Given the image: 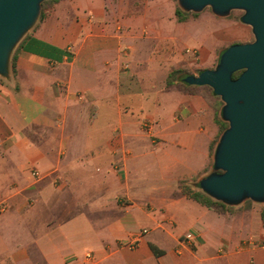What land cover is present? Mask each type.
Returning <instances> with one entry per match:
<instances>
[{
  "label": "crops",
  "instance_id": "obj_1",
  "mask_svg": "<svg viewBox=\"0 0 264 264\" xmlns=\"http://www.w3.org/2000/svg\"><path fill=\"white\" fill-rule=\"evenodd\" d=\"M156 7L56 0L14 47L0 75V264H264L261 221L178 194L209 161L219 95L169 84L171 51L220 37H173ZM143 116L158 121V157Z\"/></svg>",
  "mask_w": 264,
  "mask_h": 264
},
{
  "label": "water",
  "instance_id": "obj_2",
  "mask_svg": "<svg viewBox=\"0 0 264 264\" xmlns=\"http://www.w3.org/2000/svg\"><path fill=\"white\" fill-rule=\"evenodd\" d=\"M45 0H0V75L8 76L12 51L35 24ZM185 11L210 6L219 16L233 9L245 13L254 40L234 43L215 68L188 74L191 85H208L224 102L228 122L217 144L213 170L199 180L209 196L228 205L251 199L264 202V0H178ZM241 71L237 77L234 73Z\"/></svg>",
  "mask_w": 264,
  "mask_h": 264
},
{
  "label": "rangeland",
  "instance_id": "obj_3",
  "mask_svg": "<svg viewBox=\"0 0 264 264\" xmlns=\"http://www.w3.org/2000/svg\"><path fill=\"white\" fill-rule=\"evenodd\" d=\"M157 6V11L163 13L170 17L171 20H167V24H171L169 32L171 35L176 38H180L183 34H192L191 38L194 40L199 39L197 31L203 30V35L208 37L213 34L220 37L219 42L207 40L206 43L202 45H197L189 41H180L177 42V45L173 47L172 53V71L169 73L168 80L174 81L178 80V85L185 88L188 91H191L189 84L185 83L184 77L187 74L199 75L201 71L205 69L215 68L219 62L222 52L232 44L234 41H229L226 39L229 35H235L236 40H242V42H251L254 40V33L252 27L249 24H246L242 21V16L245 13L242 9H233L228 15L218 16L216 15L210 6L205 7L202 11H185L179 5L178 0H152ZM52 2L44 4V11ZM138 6L139 3H135ZM42 7V6H41ZM42 9V8H41ZM176 9H178L181 15H184L183 20H179L176 15ZM213 29L210 31V29ZM162 30V29H159ZM158 30V31H159ZM167 31V30H166ZM212 32V33H211ZM211 42V43H210ZM214 42V43H213ZM208 43V44H207ZM213 43V44H212ZM197 51L193 53L192 51ZM16 54V48L13 50L10 58V66L12 63V57ZM2 79V77L0 76ZM218 97V133L215 136V139L211 142V147L209 150V161L207 165L197 171V172H188L187 174L182 175L181 180L178 184V189L180 190L178 194H183V190L187 188L191 189H201L198 188L199 180L212 172L214 165V153L217 143L223 131L228 127V122L222 118V108L224 105L223 100L220 96ZM137 124L139 128L148 134L150 141L155 149V154L158 157L164 150L163 139L157 131V119L151 116L149 117H137ZM147 123H151L152 127H148ZM151 172L152 177H155L158 183L159 169L154 172ZM151 181V180H150ZM200 186V185H199ZM225 212H229L236 216L238 221L260 222L264 226V221L262 219V212L264 211V202H255L251 199H247L237 205H228L226 204Z\"/></svg>",
  "mask_w": 264,
  "mask_h": 264
},
{
  "label": "trees",
  "instance_id": "obj_4",
  "mask_svg": "<svg viewBox=\"0 0 264 264\" xmlns=\"http://www.w3.org/2000/svg\"><path fill=\"white\" fill-rule=\"evenodd\" d=\"M55 1L56 0H45V1H43L39 19L43 18L44 15H45V11H44V8H43L44 4L49 3V2L54 3ZM176 15H177L179 20H183L185 18L184 15H181V13H180V11L178 9H176ZM15 60H16V55H13L12 63H11V67L13 69L15 67ZM240 72L241 71L235 72L234 73V77H237L240 74ZM171 82H172L171 80H168L169 84ZM188 86H190V85H188ZM198 188H200L199 185H198ZM183 194L189 196L190 198H193L194 200L198 201L199 203H201V204H203V205H205V206H207V207H209V208H211L213 210H216V211L221 212V213L225 212V210L222 209V208L226 207L225 203H223L222 201H219V200L214 199L213 197L209 196L202 189L195 190V189L187 188V189L183 190ZM262 219L264 221V211L262 212Z\"/></svg>",
  "mask_w": 264,
  "mask_h": 264
},
{
  "label": "built area",
  "instance_id": "obj_5",
  "mask_svg": "<svg viewBox=\"0 0 264 264\" xmlns=\"http://www.w3.org/2000/svg\"><path fill=\"white\" fill-rule=\"evenodd\" d=\"M195 52V51H194ZM147 126L148 127H152V124L151 123H147ZM32 175L35 176V177H39L40 176V172L37 170V169H33L32 170ZM4 209V205L1 207V210ZM148 228H143L142 231H141V234H145L148 232ZM188 241L190 243H192L193 239L192 238H189L188 237ZM135 242L136 240H131L127 243H125V245L128 247V248H133L134 245H135ZM84 260L88 263H94L95 262V257H94V254L92 252H87L85 255H84ZM67 264H71V263H67Z\"/></svg>",
  "mask_w": 264,
  "mask_h": 264
}]
</instances>
